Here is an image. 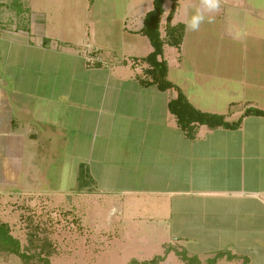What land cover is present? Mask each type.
<instances>
[{
  "label": "crops",
  "instance_id": "0c3cea01",
  "mask_svg": "<svg viewBox=\"0 0 264 264\" xmlns=\"http://www.w3.org/2000/svg\"><path fill=\"white\" fill-rule=\"evenodd\" d=\"M117 1L122 49L112 26L106 41L96 28L104 11L115 20ZM153 1L0 0V195H47L50 166L62 173L69 166L76 181L84 165L90 192L136 213L130 220L152 230L155 244L184 249L201 264L217 252L237 259L216 264H264V118L184 137L168 111L177 93L138 81L153 50L140 33ZM219 3L210 15L221 44H203L202 24L196 36L186 30L180 50L166 45L164 58L168 79L196 109L233 121L248 107L264 111V0ZM78 5L84 12L75 23L67 6ZM171 6L164 4L162 38ZM199 6L178 0L172 25H185ZM190 40L200 43L185 50ZM84 48L107 66L88 67Z\"/></svg>",
  "mask_w": 264,
  "mask_h": 264
},
{
  "label": "rangeland",
  "instance_id": "374dc122",
  "mask_svg": "<svg viewBox=\"0 0 264 264\" xmlns=\"http://www.w3.org/2000/svg\"><path fill=\"white\" fill-rule=\"evenodd\" d=\"M142 2L146 3L150 0H142ZM100 7L95 6V9ZM67 8L71 9L69 12L72 14H68V18H83V14L79 12L80 10L84 12L82 5L67 6ZM121 10V4L117 1L115 20H110L107 11H104L98 16L96 26L101 40L108 37L105 29L108 30L109 26H112V30L110 29L114 39L112 43L119 49H122V46L116 41L120 38L123 26ZM74 21L78 23L79 20L74 19ZM216 23L217 21H212L203 24L206 26L201 30L207 33L204 37V45L221 44V36H217L216 32ZM211 25L215 28H210ZM163 27L166 34L167 23ZM189 32L196 36L200 30ZM199 43H192L190 40L186 45L188 49L185 50ZM225 43L232 44L230 41ZM84 51L92 50L81 49L82 56ZM98 54L104 62L102 66H107L109 60ZM141 77L144 78L145 74ZM68 168L69 166L64 167L62 173L61 166H50L47 195L9 193L0 195V222L9 225L12 235L20 241L22 249L29 246L31 241H35L41 248L46 244L45 248L51 252L52 264H130L133 261L143 263L164 256L168 250L169 257L161 264H184L174 253L175 250L182 252L184 249L180 250L169 244H155L152 230L138 229L130 220H136V213L124 214L117 206L106 205L103 198L96 197L89 189L79 190L78 181L71 180ZM60 189L67 191L62 195H54ZM40 190H45L44 182ZM0 264H23V262L13 255L0 253Z\"/></svg>",
  "mask_w": 264,
  "mask_h": 264
},
{
  "label": "trees",
  "instance_id": "16d2710c",
  "mask_svg": "<svg viewBox=\"0 0 264 264\" xmlns=\"http://www.w3.org/2000/svg\"><path fill=\"white\" fill-rule=\"evenodd\" d=\"M167 0H154L153 9L150 11L143 22V28L140 33L145 36L152 47V52L142 60L148 65L144 71L145 77L139 78V84L142 88L156 87L160 92L175 91V98L168 103L169 114L176 121L177 127L184 137L189 141H195L198 137V131L201 127H206L210 131L219 129L236 131L239 130L244 120L248 117L264 118V111L254 107H248L237 120H229L224 115L205 113L196 109L187 99L184 92L168 79L169 66L164 58V48L169 46L177 50L181 49L183 44L186 28L185 25H172V21L178 7V0H172L171 11L167 18V27L165 38H162L160 27L161 18L164 15V4ZM101 65H98L99 67ZM78 189H89L93 183L92 177L88 169L84 165H80L78 176ZM46 244L36 245L35 241H31L29 246L22 249L20 241L15 238L6 223L0 222V253L13 255L19 258L23 264H52L51 252L47 251ZM174 252V251H173ZM164 256H158L149 262L139 263L133 261L130 264H161L164 263L170 254L166 250ZM186 264H201V262L193 257H188L184 250L174 252ZM213 259L208 260L207 264H216L219 260L227 258L232 261L237 259L230 252H217Z\"/></svg>",
  "mask_w": 264,
  "mask_h": 264
},
{
  "label": "clouds",
  "instance_id": "9594fccd",
  "mask_svg": "<svg viewBox=\"0 0 264 264\" xmlns=\"http://www.w3.org/2000/svg\"><path fill=\"white\" fill-rule=\"evenodd\" d=\"M220 7L219 0H200V6L191 9L188 14L185 28L187 31L197 32L204 23H211L214 19L211 13Z\"/></svg>",
  "mask_w": 264,
  "mask_h": 264
},
{
  "label": "built area",
  "instance_id": "2783aa9c",
  "mask_svg": "<svg viewBox=\"0 0 264 264\" xmlns=\"http://www.w3.org/2000/svg\"><path fill=\"white\" fill-rule=\"evenodd\" d=\"M86 64L90 68H96L98 65L104 64L103 60L100 58V55L92 51H84L83 56Z\"/></svg>",
  "mask_w": 264,
  "mask_h": 264
}]
</instances>
